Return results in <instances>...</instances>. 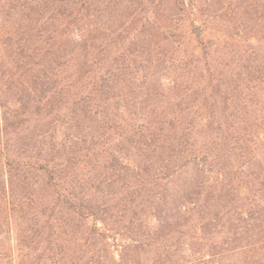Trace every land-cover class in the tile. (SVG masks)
<instances>
[{"label": "trees", "instance_id": "obj_1", "mask_svg": "<svg viewBox=\"0 0 264 264\" xmlns=\"http://www.w3.org/2000/svg\"><path fill=\"white\" fill-rule=\"evenodd\" d=\"M174 2L123 30L108 0H0V264H264L261 0L209 37Z\"/></svg>", "mask_w": 264, "mask_h": 264}, {"label": "rangeland", "instance_id": "obj_2", "mask_svg": "<svg viewBox=\"0 0 264 264\" xmlns=\"http://www.w3.org/2000/svg\"><path fill=\"white\" fill-rule=\"evenodd\" d=\"M254 1L255 0H204V10L207 16L209 17V24L206 25L207 33H205V35L203 34V36L209 37V32L215 34L216 30L218 31L220 26L225 23H231L232 25H235L237 27L241 24L246 25L248 26V28H250L254 24L253 21H249V19H247V16L241 14V12H244L246 9L250 10L251 3L254 4ZM108 2H110V6L103 14V18L101 17V22L97 21L99 24H103L106 29L123 28L124 30L126 27H142L145 30H150L154 28L171 29L174 27L178 28L179 26H183L185 23V20H183V18H181L182 21H178L179 16H175V14H178L177 7L179 6L175 4L174 0H169V3L165 5V8H160L158 6L157 0L154 3L155 7H151L148 4L149 0H130V3L133 8H137V15L135 20H131L129 22L127 14L129 12V9H125L126 3H122L120 6H118V1L116 0H108ZM260 4L262 7V13L264 14V0H261ZM150 10L153 11V14H150ZM237 13L238 16L236 15ZM122 14H124L123 17H121ZM236 16L237 18H235ZM187 23H189V21H187ZM259 23L261 24L262 28H264V17L259 21ZM194 26L195 29L190 27V29H187L185 32L188 38V42L190 43L194 41L195 36L196 38L201 39L202 24L196 20ZM196 30H198V34ZM192 34H194V36ZM177 36L179 37V34H177ZM261 44L264 47V39L261 41ZM150 46L152 47L153 44H150ZM164 51L165 50L162 49L163 53ZM190 52L191 47L188 46L186 49V54L189 55ZM164 66H168V64H164ZM149 71L150 70H148V72ZM153 72L158 77V84L166 83L165 81H163L164 77H162V72L160 71V69H153ZM185 176L186 174H182V178ZM86 223L89 227H93L94 224H96L98 228L101 227L100 223H95L91 218H89ZM14 238H16V236H14V234H11V237L9 236L6 240H4V245L6 246V248L8 247L11 249L12 246V249H14L16 247ZM112 243L115 246L119 244L118 241ZM117 251H120V249L118 248ZM114 255L115 258L118 259V253L114 252ZM11 256L12 258L10 260L12 261L8 260L7 263L18 264L19 260L13 254H11ZM185 256L188 257L189 254L186 253ZM234 259H237L236 255L234 258H231V260H223L221 264H234L235 262H232L234 261ZM192 262L194 263L195 259L192 260Z\"/></svg>", "mask_w": 264, "mask_h": 264}, {"label": "water", "instance_id": "obj_3", "mask_svg": "<svg viewBox=\"0 0 264 264\" xmlns=\"http://www.w3.org/2000/svg\"><path fill=\"white\" fill-rule=\"evenodd\" d=\"M197 34H198V30H196Z\"/></svg>", "mask_w": 264, "mask_h": 264}]
</instances>
